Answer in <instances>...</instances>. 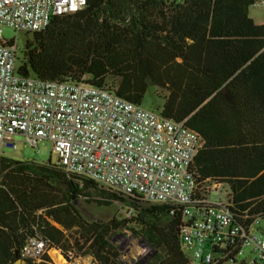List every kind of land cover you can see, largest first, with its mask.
<instances>
[{"label": "trees", "instance_id": "obj_1", "mask_svg": "<svg viewBox=\"0 0 264 264\" xmlns=\"http://www.w3.org/2000/svg\"><path fill=\"white\" fill-rule=\"evenodd\" d=\"M255 3L87 0L32 33L17 71L46 80L87 75L93 85L143 106L153 89L160 104L144 107L185 120L201 135L195 169L226 182L236 219L247 214L251 221L264 215V23L249 15ZM0 170V264L21 259L34 235L48 248L86 247L97 264H126L111 239L130 222L137 228L128 229L156 252L150 264H190L180 246V214L167 205L105 191L90 180L80 185L57 164L3 156ZM92 191L106 197L96 200L101 204L128 202L130 218L85 219L75 198ZM172 252L183 256L168 261ZM227 259L236 262L234 254ZM27 262L52 264L47 253Z\"/></svg>", "mask_w": 264, "mask_h": 264}, {"label": "built area", "instance_id": "obj_2", "mask_svg": "<svg viewBox=\"0 0 264 264\" xmlns=\"http://www.w3.org/2000/svg\"><path fill=\"white\" fill-rule=\"evenodd\" d=\"M86 2L0 0V160L18 143L35 148L49 142L57 166L80 185L90 180L178 211L180 246L190 264H264V215L236 219L229 185L195 169L204 141L185 120L97 87L87 75L46 80L17 71L18 34L43 31L54 16L79 11ZM255 4L264 6V0ZM4 28L14 36L5 37ZM46 249V240L29 236L20 255L39 262ZM232 254L235 263L227 259Z\"/></svg>", "mask_w": 264, "mask_h": 264}, {"label": "rangeland", "instance_id": "obj_3", "mask_svg": "<svg viewBox=\"0 0 264 264\" xmlns=\"http://www.w3.org/2000/svg\"><path fill=\"white\" fill-rule=\"evenodd\" d=\"M250 17L256 22L264 21V6L260 4L252 5L249 8ZM3 34L5 37L10 38L14 36V32L11 29L4 28ZM32 33H19L17 36V42L19 46L18 57H20L21 52L24 48L25 41L31 39ZM156 96V93H154ZM153 95V89L146 94L144 99V106L153 108L160 104ZM152 101V104H149ZM18 140L20 138H17ZM6 156H12L16 159L36 161L42 163H58V156L56 153L52 152V147L49 142L43 141L39 143L35 148L24 146L23 143H18V147L15 151L10 149H4ZM100 188V187H99ZM104 190L103 188H101ZM106 191V190H105ZM97 191L91 192V197L81 196L75 198V204L81 215L87 220H103L106 221L111 218L116 219H129L132 213V209L128 202H120L118 200H109L108 204H101L96 200H103L106 197L99 195ZM108 193H104L106 196ZM129 227L137 228L133 223H128ZM129 227L121 229L112 235L111 241L119 248L120 259L126 264H150L154 259L156 252H153L152 248H148L142 244L139 240L141 238L137 234H134ZM261 228V226H259ZM264 233V226L262 227ZM73 245L72 240L70 241ZM74 246V245H73ZM86 247L81 249L70 248L68 250L62 251L56 247H50L46 249L52 264H97L93 257L84 253ZM143 250L144 253L142 252ZM147 250V251H146ZM144 255H143V254ZM185 255L187 253H184ZM60 258V259H59ZM22 259V258H21ZM133 259V261H132Z\"/></svg>", "mask_w": 264, "mask_h": 264}, {"label": "water", "instance_id": "obj_4", "mask_svg": "<svg viewBox=\"0 0 264 264\" xmlns=\"http://www.w3.org/2000/svg\"><path fill=\"white\" fill-rule=\"evenodd\" d=\"M139 240L142 244H144L148 248H151L149 246L148 242L144 238H139ZM153 252H155V250H153ZM182 256H183L182 252H172L171 255L169 256L168 261L181 258ZM132 261H133V259H132ZM14 264H30V263H28L27 260H25V259H18Z\"/></svg>", "mask_w": 264, "mask_h": 264}, {"label": "crops", "instance_id": "obj_5", "mask_svg": "<svg viewBox=\"0 0 264 264\" xmlns=\"http://www.w3.org/2000/svg\"><path fill=\"white\" fill-rule=\"evenodd\" d=\"M256 22V21H255ZM257 24H261V23H264V21L263 22H256Z\"/></svg>", "mask_w": 264, "mask_h": 264}, {"label": "bare ground", "instance_id": "obj_6", "mask_svg": "<svg viewBox=\"0 0 264 264\" xmlns=\"http://www.w3.org/2000/svg\"><path fill=\"white\" fill-rule=\"evenodd\" d=\"M144 251H145V250H143L142 252L144 253ZM146 251H147V250H146ZM143 253H142V254H143ZM143 255H144V254H143ZM59 259H60V258H59Z\"/></svg>", "mask_w": 264, "mask_h": 264}]
</instances>
